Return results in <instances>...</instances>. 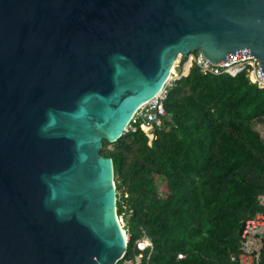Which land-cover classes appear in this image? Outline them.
<instances>
[{"label":"water","instance_id":"water-1","mask_svg":"<svg viewBox=\"0 0 264 264\" xmlns=\"http://www.w3.org/2000/svg\"><path fill=\"white\" fill-rule=\"evenodd\" d=\"M194 52L264 75V0H0V264L123 256L104 142Z\"/></svg>","mask_w":264,"mask_h":264},{"label":"trees","instance_id":"trees-1","mask_svg":"<svg viewBox=\"0 0 264 264\" xmlns=\"http://www.w3.org/2000/svg\"><path fill=\"white\" fill-rule=\"evenodd\" d=\"M166 110L151 144L139 131L103 145L114 163L128 256L145 231L155 244L152 264H231L246 222L264 212L257 202L264 139L255 129L264 126V91L245 73L206 76L194 67Z\"/></svg>","mask_w":264,"mask_h":264},{"label":"built area","instance_id":"built-area-1","mask_svg":"<svg viewBox=\"0 0 264 264\" xmlns=\"http://www.w3.org/2000/svg\"><path fill=\"white\" fill-rule=\"evenodd\" d=\"M183 61L174 67L170 78L164 84L161 91L148 103L142 106L133 116L127 125L124 135L134 134L139 131L144 132L151 142L155 139L157 129L161 130L167 118L166 102L170 92L176 83L189 75L192 68L196 67L201 74L206 76L237 77L245 73L252 85L264 91V75L260 61L253 55H248L235 60H228L225 63H213L200 52H194L187 57H182ZM182 69L181 73L177 70ZM260 208L264 209V193L257 198ZM126 239V251L115 264H152L155 253V244L145 231L139 240L136 241L134 253L128 256L129 234L125 230V222L119 217ZM183 254H179L180 260L184 259ZM231 264H264V212L257 213L245 224L242 240L238 253L230 257Z\"/></svg>","mask_w":264,"mask_h":264},{"label":"rangeland","instance_id":"rangeland-1","mask_svg":"<svg viewBox=\"0 0 264 264\" xmlns=\"http://www.w3.org/2000/svg\"><path fill=\"white\" fill-rule=\"evenodd\" d=\"M182 61H183V59H181V57H180L176 63V66H178V64L181 63ZM176 66H175V69H176ZM177 71L179 73H181L182 69H178ZM255 129L259 132L261 137L264 139V126L262 124L255 123ZM110 148H112V145L110 146Z\"/></svg>","mask_w":264,"mask_h":264},{"label":"bare ground","instance_id":"bare-ground-1","mask_svg":"<svg viewBox=\"0 0 264 264\" xmlns=\"http://www.w3.org/2000/svg\"><path fill=\"white\" fill-rule=\"evenodd\" d=\"M173 71H174V69H173Z\"/></svg>","mask_w":264,"mask_h":264}]
</instances>
